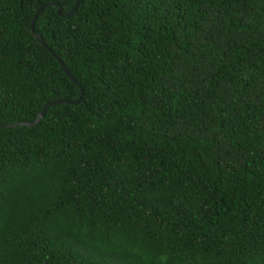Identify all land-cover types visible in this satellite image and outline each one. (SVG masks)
<instances>
[{"label":"trees","instance_id":"trees-1","mask_svg":"<svg viewBox=\"0 0 264 264\" xmlns=\"http://www.w3.org/2000/svg\"><path fill=\"white\" fill-rule=\"evenodd\" d=\"M0 0V124L79 88ZM34 29L76 104L0 127V264H264V0H80Z\"/></svg>","mask_w":264,"mask_h":264},{"label":"water","instance_id":"water-1","mask_svg":"<svg viewBox=\"0 0 264 264\" xmlns=\"http://www.w3.org/2000/svg\"><path fill=\"white\" fill-rule=\"evenodd\" d=\"M79 2H80V0H75L73 6L65 14L61 13V5L58 2H56V1H50V2H47L45 4H42V5L37 7V10L34 13V15L32 17V20H31V23H30V30H31L33 36L55 57V59L58 61V63L62 67V69H63L64 73L66 74V76H68V78L73 83H75L78 86V88H79V96L76 99H74V100H71V99H52V100H49L43 105L42 109L40 110V112L37 114V116L35 117V119L32 122L1 123L0 127H16V126H19V125H25V126H30L31 127V126H34L35 124H37L38 121L41 118L44 117V115L46 113V110H47V108L49 106L55 105V104H60V103L76 104V103H78L80 101V99L82 97V93H83V88H82L81 84L70 74V72L65 67L64 63L61 61V59L56 54H54V52L49 47H47V45L44 43V41L42 40V38L39 35V33H37L35 31V29H34V22H35V20L37 18V15L44 7L57 6V13L59 15H61V16L68 17L77 8Z\"/></svg>","mask_w":264,"mask_h":264}]
</instances>
